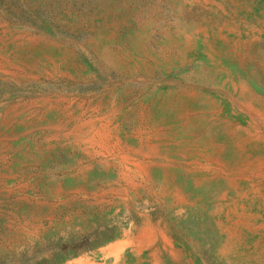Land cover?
I'll use <instances>...</instances> for the list:
<instances>
[{
  "label": "rangeland",
  "instance_id": "374dc122",
  "mask_svg": "<svg viewBox=\"0 0 264 264\" xmlns=\"http://www.w3.org/2000/svg\"><path fill=\"white\" fill-rule=\"evenodd\" d=\"M0 264H264V0H0Z\"/></svg>",
  "mask_w": 264,
  "mask_h": 264
}]
</instances>
